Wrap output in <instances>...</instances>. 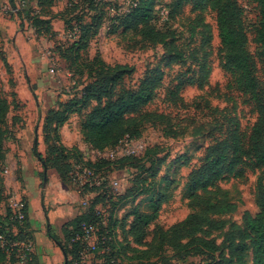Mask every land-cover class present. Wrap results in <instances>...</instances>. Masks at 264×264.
I'll return each mask as SVG.
<instances>
[{
  "label": "rangeland",
  "instance_id": "rangeland-1",
  "mask_svg": "<svg viewBox=\"0 0 264 264\" xmlns=\"http://www.w3.org/2000/svg\"><path fill=\"white\" fill-rule=\"evenodd\" d=\"M94 1L104 4V17L79 61L98 53L108 64L132 67L126 79L114 87V97L122 88L134 90L143 80L148 81L150 102L125 118L134 119L144 112L165 117L161 122L141 124V136L136 140L142 150L147 149L146 154L153 155L155 164L147 170L137 169L135 164L121 169L105 165L107 180L117 182L115 189L108 190L114 194L111 202L108 197L95 201L96 191L81 190L67 178L65 169L61 174L52 166L55 158L59 166L74 160L63 158L56 149L52 152L48 149L52 142H44L49 113L63 108L70 99H80L77 88H71V74L76 71L73 55L63 58L58 52L61 58L56 57V73L48 71L47 52L54 49V42L63 45L69 38L64 23L65 12L71 11L69 0H52L41 9L38 0H0V98L9 103L1 141L0 231L6 245L0 264H69L72 257L80 259L72 264H104L96 249L81 254L83 250L75 248L66 256L58 245L66 246L67 236L92 213L120 241L119 264L138 263L135 257L145 249L152 256L146 258V264H203L206 256L189 255L179 261L170 247L157 246L160 229L166 231L180 223H185L184 230L175 233L190 231L192 237L209 239L219 248L216 255L230 258V264H264V241L256 259L254 238L248 235L242 215L243 209L250 211L264 233V210L258 199L260 170L251 154L244 151V139L259 113L252 95L241 91L238 72L224 68L210 0H202L199 10L194 8V1L177 6L175 0H146L154 28L168 30L162 32L165 40L156 45L142 41L133 30L111 27L116 23L113 20L125 15L137 0ZM233 1L239 9L237 28L245 41V54L253 67L257 91L264 98V41L260 38L264 0ZM162 8L168 11V19L158 18L157 11ZM34 15L50 18L54 37L34 32ZM97 104L103 102L90 100L87 107L66 114L59 127L62 145L81 151L88 161H112L116 157L107 158L111 150L115 149L118 156L137 149L123 139L116 147L99 153L83 142L82 124ZM232 135L239 137L238 152H231L214 169L202 171L206 158L214 162L215 155L210 154ZM34 141L43 157L49 155L46 168L32 153ZM261 142L264 146V125ZM125 190L133 198L118 200ZM82 199L87 200L84 206ZM14 200L23 206L22 220L11 210ZM139 214L152 216L141 245L129 232L134 215ZM47 225L59 242L47 235Z\"/></svg>",
  "mask_w": 264,
  "mask_h": 264
},
{
  "label": "trees",
  "instance_id": "trees-1",
  "mask_svg": "<svg viewBox=\"0 0 264 264\" xmlns=\"http://www.w3.org/2000/svg\"><path fill=\"white\" fill-rule=\"evenodd\" d=\"M191 1H194L193 6L195 9L199 10L201 8L202 0H175L174 2L177 6H180L183 2L191 3ZM51 2L52 0H38L37 6L41 9L46 5L49 6ZM101 2L98 3L94 0H69L71 11L65 12L68 17L66 16L64 23L66 30L71 36L63 45H58L54 42V49L51 50V53L55 59L56 57L57 59L60 57L58 52L62 54L63 58L66 55H73V58L76 60L74 62L76 66L75 73L79 76L76 77L75 73L72 71L73 74H71V76L74 84L71 88H77L76 94L80 99L79 101L70 99L66 101L63 108H58L49 113L44 124V142L51 141L52 143L49 145L48 149L52 152L56 149L63 158L67 160L74 158L72 162H67L64 166L58 165L57 158L52 161V166L61 174H64L65 169L68 179L71 180L70 171L76 163H82L93 169L95 173L101 177H104L103 182L97 187H92L90 191L97 192L94 199L95 201L108 197V200L111 202L114 194L108 192V190L111 191L113 189L110 185L111 181H108L103 173L104 166L107 165L108 167L111 166L115 169H121L125 168L127 165L135 164L134 166H137V169L147 170L151 169L155 164L153 155L146 154L147 149H144L139 155L120 157L112 161L84 160L81 151H70L62 145L60 141L59 127L65 121L66 114L68 112H78L87 107L88 101L90 100L96 103L103 102V104H97L90 108L81 127L83 142L97 150L114 148L124 137L139 138L141 136V129L139 128L141 124L157 120L161 122L165 117L158 116L151 112H144L134 119L125 118L127 113L140 109L147 105L151 100V90L147 80L140 82L138 87L134 90L122 88L118 96H113L114 87H116L119 82L125 80L129 75L132 68L129 67L130 65L122 63L108 64L103 60L101 55H98V53H96L90 60L86 59L84 61L82 59V63L79 61L81 52L87 48L89 38L95 36L101 26V21L104 17V4H101ZM148 5L149 4L146 0H137L135 6L125 15L118 18L116 17V19L113 20V22L116 23H112L111 27L119 26V28H122L123 32L133 30L135 34L140 36L142 41L149 45H156L163 42L166 34L162 32H167L168 30L160 31L154 28L151 11L149 10ZM12 8H14V6H12ZM209 8L215 16L220 49L224 52V68L238 72V85L241 88V91L252 95L256 109L259 113V117L255 119L248 136L244 139L246 143L244 145L246 150L244 151L251 154L260 170L258 199L260 206L264 210V146L261 142V134L264 125V98H262L257 91L258 88L253 74V67L245 54V41L243 35L237 28V20L239 18L237 4L233 0H210ZM91 11L93 14H90ZM70 13H73V15ZM27 15L29 14L27 13ZM157 16L159 18L158 11ZM84 18H89V23H85ZM168 18L169 13L167 14V19ZM31 26L37 34H44L45 36L49 35V37L55 36V32L51 28L50 18L41 15H34L31 18ZM260 38L264 41V27L260 31ZM80 78H84V80H81ZM86 79L88 81L87 83L84 82ZM8 108L9 103L5 99L0 98V160L3 157L1 141L5 134V128L2 127V124ZM52 121H55V123L53 124ZM238 142V135H232L230 139L222 140V143H220L213 150V153L210 154V156L212 154L215 155V161H209L210 157H207L206 165L202 171L214 169L220 161L226 160L231 152L235 155L240 148L237 146ZM32 153L40 161L42 166L46 168L49 161V155L46 157L42 156L37 150L36 141H34L32 146ZM85 193L86 192L83 194ZM129 198H133V196L131 197V194L125 190V193L120 195L118 200H126ZM242 215L244 216L248 235L254 238V250L257 259L259 248L262 247V242L264 241V233L260 229L261 224L248 210L243 209ZM151 219L152 216L147 214L134 215V219L130 223L129 232L130 236L135 239L138 245L143 243L145 234L144 228ZM85 222L86 223L82 224L94 225L97 237L95 251H101L98 256L102 258L103 263L119 264L118 255L122 252L119 248L122 247V245H120V241L116 239L110 227L102 226L101 219H99L98 216H95L94 213H92L89 218L85 219ZM184 225L185 223L175 224L166 231L160 229L157 246L159 245L160 248L164 246L170 247L174 252L172 256L179 261H185L184 259L189 255H198L203 257L206 256L203 264L231 263L230 258H224L221 254L216 255L219 248L209 239L199 236L192 237L190 231L189 233H175L177 230L183 231ZM81 228L82 225H79L78 229L72 231L67 236L66 246L57 241L58 239L50 231L49 225H47V235L56 242H59L58 245L62 248L63 253L68 256L72 254L73 249L78 248L82 251L84 248V243L75 239L77 234H81ZM0 232L3 233L2 231ZM187 236H189L188 239ZM128 250L135 251L134 248L130 247ZM148 250L145 249L143 252L136 255L135 259L138 263L135 264H146V258L150 257L147 255ZM4 257V250L0 248V262L4 260ZM76 258L72 257L69 259V264L80 260L79 257L77 260ZM155 263V261H150L149 264Z\"/></svg>",
  "mask_w": 264,
  "mask_h": 264
},
{
  "label": "built area",
  "instance_id": "built-area-1",
  "mask_svg": "<svg viewBox=\"0 0 264 264\" xmlns=\"http://www.w3.org/2000/svg\"><path fill=\"white\" fill-rule=\"evenodd\" d=\"M73 1H76V0H73ZM167 14L168 13H167V10L165 8L158 10V15H159V18L161 20L167 19ZM70 36L71 35L69 34V37ZM47 57H48V61H49L48 71L51 74H55L56 73V70H55V60L56 59L52 55L50 50L47 52ZM72 84H74V81ZM123 139H126L132 145L137 146V149L135 148V149L126 150L123 153H120V155H118V156H116L115 149H114V151L113 150L109 151V154H107L108 155L107 158L114 159L115 157L120 158V157L131 156V155H139L140 152L143 151L142 146L136 143V140L138 138L124 137ZM139 148H140V150L138 151ZM94 150H96L99 153L102 152V150H97V149H94ZM5 172L7 173L8 171L5 170ZM70 177H71V180L83 191H85L87 189H91L92 187L99 186L104 180V177H101L100 175L95 173V171L93 169L85 166L82 163H76L73 165L72 170L70 171ZM110 185H111L112 189H115L117 182L111 181ZM80 204L82 206L86 205L87 200L82 199ZM10 207H11V210L13 211V214L17 217L18 220H22L24 218L23 206H22L20 201H15V200L12 201L10 204ZM75 239L80 240L84 243L83 252L81 254H83L89 250L90 251L95 250L96 249V243H97L96 242L97 237L95 234L94 225L93 224H82L81 234H77L75 236ZM5 245H6L5 237H4L3 233L0 232V248L4 249ZM85 247H87V248H85Z\"/></svg>",
  "mask_w": 264,
  "mask_h": 264
}]
</instances>
